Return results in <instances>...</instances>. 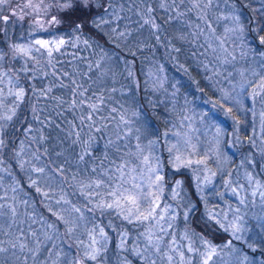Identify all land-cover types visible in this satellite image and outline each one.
Masks as SVG:
<instances>
[{
  "label": "snow or ice",
  "instance_id": "6c2138e0",
  "mask_svg": "<svg viewBox=\"0 0 264 264\" xmlns=\"http://www.w3.org/2000/svg\"><path fill=\"white\" fill-rule=\"evenodd\" d=\"M0 43V264H264V0H0Z\"/></svg>",
  "mask_w": 264,
  "mask_h": 264
},
{
  "label": "trees",
  "instance_id": "16d2710c",
  "mask_svg": "<svg viewBox=\"0 0 264 264\" xmlns=\"http://www.w3.org/2000/svg\"><path fill=\"white\" fill-rule=\"evenodd\" d=\"M103 12L102 10H96L93 9L92 12L89 15H102ZM79 15V14H78ZM21 25L16 26V36H20V28ZM26 29V25L23 26ZM107 31L105 30H96L93 28L85 27L84 32L82 34V39H90V41L93 44H99L109 50L110 53L113 54H119V52L115 49L112 48V45L108 42L107 37L105 36L104 32ZM175 31V26H170L169 27V32H174ZM70 32L69 24L66 21L64 25L61 26L59 34L60 35H67ZM43 35V34H42ZM4 46L2 43H0V47ZM87 55V53H84ZM124 55H127V52L124 53ZM130 58V57H129ZM179 64H183L185 68L188 69L187 72H184L181 69L177 68V65L175 63L169 62L167 64L168 68V75L174 80V82H178V86L180 89L181 94H187L188 98L191 100L194 97H198L196 99V105L199 107L200 102L202 101L203 97H212V90L210 87H208L207 82L203 78V70L198 68L196 64H194L188 57L182 53L180 56V59L178 61ZM203 89V94H201L200 90ZM214 98V97H213ZM147 112V116L149 119V124L150 127L147 128V133L150 134L153 130L155 129H162L165 120V114L164 111H158L156 113H152L149 109L145 110ZM67 118L69 120L72 119L71 115H68ZM53 137L57 135L55 130H51L50 133ZM103 145H104V139L101 138L99 140V143L97 144V148L99 149L97 151V155H103ZM189 180L186 178V183H188ZM33 198L38 199L35 197L34 192L31 193ZM195 199V197H193ZM203 210L202 205L200 206V211ZM198 215L194 217V219L198 218ZM210 238H213L216 243H220L223 239L226 237L224 236L223 233L217 232L215 233L214 236L210 235ZM115 257H113L114 261Z\"/></svg>",
  "mask_w": 264,
  "mask_h": 264
},
{
  "label": "rangeland",
  "instance_id": "374dc122",
  "mask_svg": "<svg viewBox=\"0 0 264 264\" xmlns=\"http://www.w3.org/2000/svg\"><path fill=\"white\" fill-rule=\"evenodd\" d=\"M206 98H208V97H203L202 101H201L200 104H199V105H200L199 108L202 109V108L204 107V105H203V100L206 99ZM209 110H210V109H209ZM251 119H252V117L249 116V117H248V120L251 121ZM222 123H224L223 120H222ZM230 124H231V121H227V122L225 123V127H228V125H230ZM229 130H230V129H229ZM244 131H246L247 133L251 134V125L249 124V125L244 129ZM226 150L229 151L230 153H233V152L236 153V159H235V162L238 163V162H239V152H238L235 148H233V149H226ZM220 183H222V180L220 181ZM218 188H219V184H218ZM226 198H227L229 201L231 200V196H230V195H227ZM215 203H216V198H215V197H212L211 200H210V204H215Z\"/></svg>",
  "mask_w": 264,
  "mask_h": 264
}]
</instances>
